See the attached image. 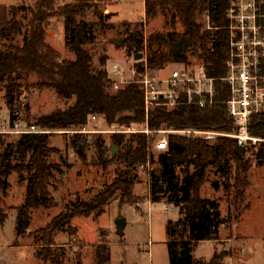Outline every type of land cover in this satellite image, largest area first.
Here are the masks:
<instances>
[{
  "label": "trees",
  "instance_id": "16d2710c",
  "mask_svg": "<svg viewBox=\"0 0 264 264\" xmlns=\"http://www.w3.org/2000/svg\"><path fill=\"white\" fill-rule=\"evenodd\" d=\"M100 1L76 0L62 6H57L56 0H37L33 5L26 1L15 5L0 4V92H4L11 126L24 121L48 131L83 128L96 115L102 116L108 126L237 131L228 114L230 87L225 80L230 54L228 11L237 0H145L146 16L154 18L160 13L169 14L172 26L177 22L182 26V31L171 28L147 39L142 22H137L133 28L129 23L123 24L124 31L113 42L129 56L143 55L144 59L135 62L138 74L144 70V61L150 69H162L171 63L189 66V60L194 56L214 80L212 104L200 107L185 99L174 108L154 105L148 112V119L143 90L137 81L115 88L106 69L107 55L101 56L100 66H93L86 43L96 39L97 27L102 30L114 27L108 22L111 14L99 10ZM90 10L98 15L96 22L85 19ZM202 15L205 22L198 20ZM54 16L64 20L65 44L74 54L73 59L62 58L46 41L47 25ZM21 35L20 43L18 37ZM32 77L35 80L30 83ZM22 81L26 82L27 89H50L63 99L75 100L64 109L32 117L28 104L21 103ZM23 107L26 115L21 118ZM31 118L34 123H30ZM249 131L264 139V111L252 117ZM150 140L142 132L130 135L114 132L112 145L120 149L114 152L100 133L76 132L71 136L66 144L68 148L81 159L86 158L88 149L95 148V164L104 171L115 165L114 176L91 199L68 202L59 214L36 230L33 237L40 264L62 263L66 249L56 244L54 236L57 231H65L70 236L76 234L73 225L76 217H89L118 196L120 204L135 202L133 190L141 182L140 169L150 162ZM58 152L49 144V133L34 132L22 133L16 141L7 143L0 150V200L10 188L12 173H17L20 180H26L25 200L17 208L15 228L18 239L29 230L33 208L49 209L55 204L49 190L50 178L53 171L62 170L50 157ZM251 158L264 161V141L241 146L231 136H219L211 143L197 136L168 134V149L161 154L156 167L149 171V180L151 202L171 203L180 211V217L168 226L170 264H222V256L218 253L209 261L198 260L194 255L199 242L218 240L221 226L229 221L221 216L217 201L201 195V188L209 169L215 168L224 178L225 189L233 190L236 203L242 201L250 184ZM179 169L185 172L183 178ZM214 186L219 188V183L215 182ZM6 219L7 215L0 208V224L3 225ZM110 260L108 244L100 240L96 246L95 264H109Z\"/></svg>",
  "mask_w": 264,
  "mask_h": 264
},
{
  "label": "rangeland",
  "instance_id": "374dc122",
  "mask_svg": "<svg viewBox=\"0 0 264 264\" xmlns=\"http://www.w3.org/2000/svg\"><path fill=\"white\" fill-rule=\"evenodd\" d=\"M74 1L76 0H56V4L62 6ZM32 2L33 0H29L27 3L33 5ZM18 3L20 0H0V4L3 5ZM99 10L105 14H111L108 22L114 27L105 30L97 27L96 39L87 42L85 46L92 54L94 68L100 66L101 56H108L106 69L119 87L128 82H138L141 77L136 71L134 56L127 55L125 49L117 48L113 42L124 31V23H129L133 28L137 22H142L146 39L156 32L171 28L182 31L179 22L172 26L169 14L160 13L154 18L146 16L145 0H102L99 2ZM85 19L96 22L98 15L90 10ZM198 20L206 21L203 15L199 16ZM22 39V35L18 37L20 43ZM46 41L59 51L62 58H74V54L65 44V26L62 17L54 16L49 20ZM189 61L190 64L187 67L190 69L199 70L203 66L197 57L192 56ZM182 67L181 63H171L162 68L163 70H153L160 75H166L169 71ZM115 68L116 72H114ZM34 80L35 78L32 77L29 82ZM25 86L26 82L22 81L20 99L22 104H28L32 117L64 109L75 100V98L63 99L54 90H39L33 87L27 89ZM3 95L4 92H0V136H2L0 150L7 143L16 141L21 135L8 122L9 111ZM25 115L23 107L20 110V116L24 118ZM32 119L30 123H34ZM21 123V128L32 126L24 121ZM85 128L87 131L82 132L84 134H102L107 146L114 152L120 150L116 145H112L114 131L128 129L108 126L102 116H97L96 119L95 117L90 118ZM130 128L142 129L144 127ZM79 129V127H73L49 130V144L59 151L52 154L50 160L59 164L62 170L61 172L53 171V176L50 178L49 190L55 204L49 209L41 207L33 209L29 230L34 231H30L28 236L19 239L16 237L15 228L17 208L25 200L26 180H20L17 173L10 175L11 187L3 201L0 200V208L7 215L4 224H0V264L40 263L35 254L37 248L34 247L36 243L33 235L36 230L44 227L59 214L68 202L91 199L113 178L112 169L115 165H112L108 171H104L100 165L95 164V148L88 149L86 158L81 159L73 149L66 146L67 141L76 133L73 130ZM125 133L130 135L134 132ZM161 136V134H154L153 138L157 139ZM218 137H214L210 142L215 143ZM151 140L149 165L140 169L141 182L137 183L133 190L135 202L120 204V196H118L109 205L89 217H76L73 220V225L77 229L76 234L70 236L65 231H57L54 236L55 242L57 245L65 246L66 249V256L60 264H95L96 246L100 240L108 244L111 254L109 264H170L168 226L171 221H176L180 217V211L174 204L152 203L150 200L149 171L156 167L163 154V152L154 150ZM251 164L252 167L248 174L250 184L245 190L243 200L237 203L233 190L228 192L223 186L224 178L220 173H217L215 168L209 169L201 188V195L217 201L221 216L228 218L229 221L221 226L218 240H205L197 244L194 255L198 260L209 261L215 253H218L222 256V264H264V161L251 158ZM178 172L181 178L185 176L182 169ZM215 182L219 183V188H215ZM119 218L125 219L122 233L118 230ZM19 244L22 246L17 247Z\"/></svg>",
  "mask_w": 264,
  "mask_h": 264
},
{
  "label": "built area",
  "instance_id": "2783aa9c",
  "mask_svg": "<svg viewBox=\"0 0 264 264\" xmlns=\"http://www.w3.org/2000/svg\"><path fill=\"white\" fill-rule=\"evenodd\" d=\"M230 18V54L228 73L225 78L230 87L227 100L228 114L237 127L234 133H223L197 129H125L114 132H142L150 136L154 150L166 152L168 134L178 133L201 137L210 141L216 136L236 138L241 146L258 144L263 138L252 135L249 131L251 119L255 114L264 111V0H237L229 8ZM180 69H173L166 75H160L150 69L144 61V70L140 73V84L143 94L146 116L154 105L174 108L186 99L190 104L206 107L213 103L215 94L214 80L208 76L204 67L190 69L185 64ZM163 70V69H162ZM116 68L114 72H116ZM114 87L119 88L114 82ZM97 116L95 115V119ZM22 123H15L19 133H48V130L32 125L21 128ZM86 132V128L73 130ZM154 134H161L153 138Z\"/></svg>",
  "mask_w": 264,
  "mask_h": 264
},
{
  "label": "water",
  "instance_id": "95a60500",
  "mask_svg": "<svg viewBox=\"0 0 264 264\" xmlns=\"http://www.w3.org/2000/svg\"><path fill=\"white\" fill-rule=\"evenodd\" d=\"M142 57H143V55L141 53L134 56L135 60H140ZM100 211H102V210H100ZM117 225H118L119 232L122 233L123 229L125 227V219L119 218V220L117 221Z\"/></svg>",
  "mask_w": 264,
  "mask_h": 264
},
{
  "label": "crops",
  "instance_id": "0c3cea01",
  "mask_svg": "<svg viewBox=\"0 0 264 264\" xmlns=\"http://www.w3.org/2000/svg\"><path fill=\"white\" fill-rule=\"evenodd\" d=\"M21 1L29 2V0H20V2H21ZM36 1H37V0H33L32 4L35 3ZM49 44H50V43H49ZM9 177H10V176H9ZM9 182H10V181H9ZM10 187H11V184H10ZM9 189H10V188H9ZM5 197H6V195L3 196V197L1 198V201H3V199H4ZM1 201H0V202H1ZM22 203H23V202H22ZM22 203H21V204H22ZM21 204H20V205H21ZM20 205H19V206H20ZM33 209H36V208H33ZM33 209L31 210V220H32V217H33V214H32ZM30 224H31V223H30ZM15 226H16V225H15ZM40 228H41V227H40ZM38 229H39V228H38ZM35 230H36V229H35ZM30 231H34V230H28V232H27V234H26L25 236H28V235L30 234ZM25 236H24V237H25ZM21 246H22L21 244L17 245V247H21ZM34 247H36V245H35ZM0 248H1V247H0ZM39 262H40V261H39ZM38 264H40V263H38Z\"/></svg>",
  "mask_w": 264,
  "mask_h": 264
}]
</instances>
